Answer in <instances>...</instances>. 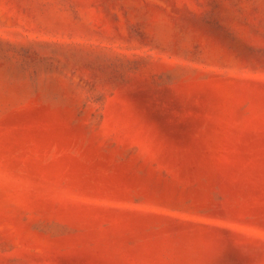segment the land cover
I'll return each instance as SVG.
<instances>
[{"label": "rangeland", "instance_id": "obj_1", "mask_svg": "<svg viewBox=\"0 0 264 264\" xmlns=\"http://www.w3.org/2000/svg\"><path fill=\"white\" fill-rule=\"evenodd\" d=\"M0 264H264V0H0Z\"/></svg>", "mask_w": 264, "mask_h": 264}]
</instances>
